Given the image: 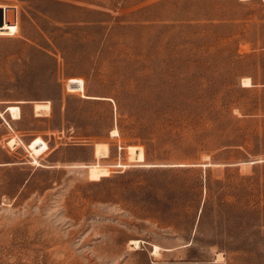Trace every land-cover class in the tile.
Masks as SVG:
<instances>
[{
	"label": "rangeland",
	"instance_id": "rangeland-1",
	"mask_svg": "<svg viewBox=\"0 0 264 264\" xmlns=\"http://www.w3.org/2000/svg\"><path fill=\"white\" fill-rule=\"evenodd\" d=\"M0 7V264H264V0Z\"/></svg>",
	"mask_w": 264,
	"mask_h": 264
},
{
	"label": "crops",
	"instance_id": "crops-1",
	"mask_svg": "<svg viewBox=\"0 0 264 264\" xmlns=\"http://www.w3.org/2000/svg\"><path fill=\"white\" fill-rule=\"evenodd\" d=\"M17 20L19 22V26H20V21H19V15H18V11H17ZM7 101H0V103H6ZM13 102L19 103V104H24V103H28V102H34V100H30V99H16ZM10 105L5 104L2 109H0V127H6L8 125L9 128H11L12 130H14L12 128L13 124H17V122H19V120L22 119L23 115L21 113V116L19 118H13L11 112L7 111V107ZM21 109V106L18 105ZM35 105L33 106V110H34ZM9 134V136L11 135V132L7 133ZM1 141V140H0Z\"/></svg>",
	"mask_w": 264,
	"mask_h": 264
},
{
	"label": "bare ground",
	"instance_id": "bare-ground-1",
	"mask_svg": "<svg viewBox=\"0 0 264 264\" xmlns=\"http://www.w3.org/2000/svg\"><path fill=\"white\" fill-rule=\"evenodd\" d=\"M5 11H6L7 14H9L11 12V10H9L8 8H6ZM14 14H13V16H15L14 17V21H10L9 15L6 16V14H5V17H4L5 18V21H4V23L14 24L16 22V9L14 10ZM4 23H3V25H4ZM3 25H0V27H2ZM251 85H252L251 78L250 77L245 78L244 81H243V86H251ZM8 111L11 112V114L13 116L20 115V113H21L20 112V107H18V106H9L8 107ZM136 244H137V242H136Z\"/></svg>",
	"mask_w": 264,
	"mask_h": 264
},
{
	"label": "water",
	"instance_id": "water-1",
	"mask_svg": "<svg viewBox=\"0 0 264 264\" xmlns=\"http://www.w3.org/2000/svg\"><path fill=\"white\" fill-rule=\"evenodd\" d=\"M9 9V8H8ZM10 10V9H9ZM5 14L7 15L6 11L4 8L0 7V25H3L4 21H5ZM15 15V14H14ZM14 17L12 16V18L9 16L10 21H14Z\"/></svg>",
	"mask_w": 264,
	"mask_h": 264
}]
</instances>
